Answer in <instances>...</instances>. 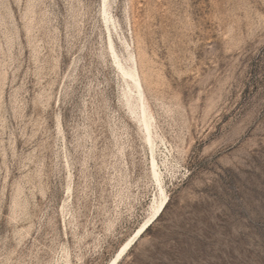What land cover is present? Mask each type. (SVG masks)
<instances>
[{
  "label": "rangeland",
  "instance_id": "obj_1",
  "mask_svg": "<svg viewBox=\"0 0 264 264\" xmlns=\"http://www.w3.org/2000/svg\"><path fill=\"white\" fill-rule=\"evenodd\" d=\"M129 240L114 264H264V0H0V264Z\"/></svg>",
  "mask_w": 264,
  "mask_h": 264
},
{
  "label": "bare ground",
  "instance_id": "obj_2",
  "mask_svg": "<svg viewBox=\"0 0 264 264\" xmlns=\"http://www.w3.org/2000/svg\"><path fill=\"white\" fill-rule=\"evenodd\" d=\"M116 57V56H115ZM117 63V62H116ZM121 69H123V67H121ZM126 74H128V76L131 78L133 84H134V87L136 89V92H137V95H138V98L140 100V103H141V108H142V115H143V123H144V127L146 129V136H147V139L149 140L150 139V133L148 131L149 129V125H150V121L147 117V101H146V98H145V95H144V91H143V87H142V84H141V80H140V77L137 73V69L135 66L129 68L128 70L125 71ZM155 172V171H154ZM157 173V172H156ZM162 202L159 203L158 207L155 209L154 213H153V216L152 218L158 213L160 212L161 210V207H162ZM148 221V220H147ZM148 225L147 222H145L136 232L135 236H138L145 228L146 226ZM130 244V240L128 242L125 243V245H123L122 249L120 250V252L116 255V257L111 261V264H114L118 258L120 257L121 254H123L124 250L129 246Z\"/></svg>",
  "mask_w": 264,
  "mask_h": 264
}]
</instances>
